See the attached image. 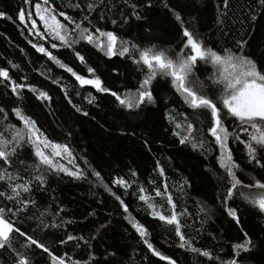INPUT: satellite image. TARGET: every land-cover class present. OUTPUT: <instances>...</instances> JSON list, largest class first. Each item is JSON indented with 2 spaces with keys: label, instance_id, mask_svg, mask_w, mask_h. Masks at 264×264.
Masks as SVG:
<instances>
[{
  "label": "trees",
  "instance_id": "trees-1",
  "mask_svg": "<svg viewBox=\"0 0 264 264\" xmlns=\"http://www.w3.org/2000/svg\"><path fill=\"white\" fill-rule=\"evenodd\" d=\"M38 1L31 0L27 4L25 0H0V11L5 13L4 17H0V68L8 69L9 75L17 82H23L21 78L26 76L27 83L48 92L51 100L42 101L25 89L20 106L36 120L37 126L50 140L69 145L74 166L84 169L87 178L75 179L65 173H47L44 190L34 189L31 196L39 202L42 211L47 210L48 220H63L66 223L59 229L40 231L36 228V221L28 219L35 211L30 209L27 214H20L22 229L34 235L56 255L67 253L73 259L83 261L88 259L91 251L95 256L92 264H168L148 250L125 219L115 196L104 187L108 185L129 206L131 215L147 227L148 239L156 250L175 259L177 264H221V261L231 258V246L243 241L244 232L252 237L256 247L249 253L241 254L242 264H264V213L239 196H234L228 201V207L237 209L240 223L228 216L222 201L229 181L217 161L219 147L207 132L208 119L184 104L172 87L170 78L157 77L153 85L157 103L142 106L134 112L121 108L110 94L96 92L91 86L81 88L70 73L37 52L32 44H43L79 74L87 75L86 66L75 58L73 51L63 47L52 49L50 37H37L18 20V12L22 9L35 13L34 5ZM76 2L84 11L69 7ZM90 2L92 0H49L58 12L75 16L77 21L87 14L86 5ZM132 2L137 4L144 19L137 20L131 16V9L124 5L123 0H104V6L92 12L89 20L94 26L114 31L122 39L131 40L141 47L155 45L157 50L163 49L174 55L181 46V29L169 11L173 9L185 20V26H190L210 47H231L243 37L248 42L246 53L256 60L258 67L264 64V19L258 15L257 20L250 24L247 18L249 6L255 7L253 0H230L226 26L216 23L221 0H166L168 8L164 7L165 0ZM102 14L105 16L103 20L100 19ZM123 16L129 17L127 23L123 21ZM33 19L43 31L38 17L33 15ZM59 19L64 22L62 17ZM112 19H116L117 24H112ZM87 23L85 21V25ZM75 47L113 91H134L142 78L141 71L127 57H106L85 42ZM213 71L211 64L198 63L196 75L208 85V77ZM54 79L59 83H53ZM7 83H0V106L7 105L6 111L15 106V97L10 88L5 87ZM89 93L95 96L94 103L90 104L85 99ZM73 105L82 111L77 112ZM170 109L177 114L184 113L198 128L203 129L198 133L204 141L203 148L194 150L190 145L179 143V138L173 135V125L167 119ZM83 112L88 115H83ZM0 119H3L2 115ZM4 123L23 127L10 111ZM238 123L232 118L226 121L229 131ZM0 130H3V125H0ZM236 131L241 139L245 138L238 128ZM229 146L233 159L240 164L239 178L245 184L253 178L264 181V169L249 163L244 145L230 141ZM20 158L26 163H33L30 147L25 146ZM157 162L164 169L163 176L159 174ZM19 167L14 162L9 171ZM93 171L101 174L102 182L91 174ZM132 172L136 173L135 177ZM117 177L129 180L131 187L125 190L112 184ZM165 183L173 194L177 211L186 209L188 212L186 217L181 218L185 234L195 237L196 247L211 250L213 256L220 257L219 260H208L179 248L172 226L149 215L147 206L138 199L139 188H145L154 196L153 190L156 187L163 189ZM181 184H184L182 192L178 189ZM2 190L4 184L0 182ZM155 199L163 203L159 197ZM3 203L7 201H0V206ZM201 208L205 211L201 212ZM66 234L83 236L89 240L91 247L82 241L79 247L74 241L59 244L60 238ZM17 239L19 243L14 246L19 247L23 238ZM31 258L33 264H49V257L42 250L33 248Z\"/></svg>",
  "mask_w": 264,
  "mask_h": 264
},
{
  "label": "snow or ice",
  "instance_id": "snow-or-ice-1",
  "mask_svg": "<svg viewBox=\"0 0 264 264\" xmlns=\"http://www.w3.org/2000/svg\"><path fill=\"white\" fill-rule=\"evenodd\" d=\"M25 3L30 4L31 0H25ZM123 3L131 9V16L137 20L144 19L138 11L136 3L132 0H123ZM253 3L255 7L250 5L247 15L250 24L257 20L258 15L264 19V0H253ZM229 5L230 0H221V5H218L219 14L216 23L220 26L227 24ZM102 6H104V0H92L86 5L87 14L83 16V19L77 21L75 16L68 15L64 11L58 12L56 7L49 4V0H42V4L34 5L35 13L30 9L20 10L18 20L37 37L41 39L50 37L53 41L52 49L58 47L71 49L75 58L86 66L87 75L79 74L43 44H32L37 52L42 53L60 68L70 73L81 88L91 86L96 92L110 94L121 108L129 112L141 109L142 106L155 105L157 97L153 94L154 81L157 77L170 78L172 87L180 95L184 104L192 110H198L200 115L209 121L207 132L213 138L215 145L219 147L220 154L217 161L224 169L229 181L222 201L228 216L232 217L237 224L240 223L237 209L228 207V201L232 200L234 196H239L256 207L260 213H264V181L253 178L250 183L245 184L237 174L240 164L233 159L232 149L229 146L230 141L242 143L246 149L249 163L264 169V64L258 67L256 60L246 53L245 46L248 42L240 37L231 47L221 49L210 47L190 26H185L186 22L179 12L169 9L181 29L180 49L174 55H170L166 50H157L155 45L141 47L131 40L122 39L114 31H106L101 27L94 26L89 20V15ZM69 7L84 11L79 2L69 4ZM164 7L168 8L166 0ZM257 9L260 11L257 12ZM33 15L38 17L39 22L43 25V31L38 28L37 20L33 19ZM4 16L5 13L0 11V17ZM58 17H62L64 22ZM104 18L105 16L102 14L100 19ZM128 18L127 16L122 17L125 23ZM29 21L30 23H28ZM85 21H88L87 25H85ZM111 23L115 25L117 20L112 19ZM55 41H58L59 44ZM81 42L92 45L106 57L118 56L130 59L142 73V78L138 81L135 90L128 89L124 93H120L106 86L101 76L97 74V70L88 65L86 57L76 50L75 46ZM198 63L211 64L214 69L212 75L208 77V85L200 81L196 75ZM12 67L18 66L12 65ZM21 80L23 82H17L9 75L8 69L0 68V83L7 81L5 87L10 88L12 96L15 97V106L8 111H6L7 105L0 106V115L3 117L0 119V125H3V130H0V182L4 184V190L0 191V201H7L0 206V264H6V262L7 264H33L31 258L33 248L46 253L49 257V264H92L95 256L91 251L88 253V259L83 261L73 259L67 253L56 255L34 235L22 229L20 214H27L30 209L35 211L31 216H28V219L35 220L36 228L40 231L59 229L66 223L63 220H48L47 210L42 211L39 202L31 196L34 189L44 190L47 173H65L75 179H86L87 173L78 166L75 167V170H71L59 162L57 158L62 159L65 156L69 158L70 163L74 160L69 145L50 140L37 126L36 120L27 115L20 106L25 89L33 93L38 100L50 101L51 97L48 92L27 83L26 76ZM52 82L59 83L55 79ZM65 95L67 96V92ZM85 99L91 104L95 102L96 98L89 93ZM73 107L77 112L82 111L76 105ZM9 111L15 115L23 127L17 128L15 124L4 123L9 117ZM83 115L87 116L88 113L83 112ZM229 118L239 122L232 131H229V127L226 125ZM167 119L173 125V135L179 138L180 144L190 145L194 150L203 148L204 141L198 135L203 129L198 128L196 123L189 120L184 113L177 114L174 109H170ZM237 128L245 134L244 139H241L236 131ZM25 146L31 149V155L34 157L33 163H26L24 159L20 158V153ZM14 162L20 167L9 171ZM157 168L159 174L163 176L164 169L160 167L159 162H157ZM91 174L102 182L99 172L93 171ZM131 175L135 177L136 173L132 172ZM112 184L125 190L131 187V182L123 177L115 178ZM184 184H187V181H184ZM184 184L178 185L181 192L184 190ZM104 187L115 196L125 214V219H128L148 250L154 256L167 261L168 264H177L175 259L156 250L148 239L150 234L147 227L131 215L129 206L121 196L112 192L108 185H104ZM153 191L154 196L149 194L145 188H139L138 199L147 206L149 215L172 226L175 236L179 240L178 247L198 256L206 257L208 260H219L220 257L213 256L211 250L196 247L195 237L185 234L183 231L185 225L181 218L186 217L188 212L186 209L177 211V204L168 185L165 183L163 189L156 187ZM156 197H159L163 203L157 202ZM200 211L204 212L205 209L201 208ZM101 227L105 226L101 225ZM243 236L242 242L231 246V258L221 261V264H242L241 254L249 253L256 247L247 232H244ZM18 237L23 238V243L19 244V247L14 246L19 243ZM70 241L77 242V247L80 246L81 241L89 248L91 247L89 240L83 236L71 234L60 238L59 244L63 245Z\"/></svg>",
  "mask_w": 264,
  "mask_h": 264
},
{
  "label": "rangeland",
  "instance_id": "rangeland-1",
  "mask_svg": "<svg viewBox=\"0 0 264 264\" xmlns=\"http://www.w3.org/2000/svg\"><path fill=\"white\" fill-rule=\"evenodd\" d=\"M37 3H41L42 4V0H39ZM43 6V5H42ZM59 18V17H58ZM59 160L60 163H62L64 166L68 167L71 170H75V166H74V160H72V162H69V158L67 156H65L64 158L60 159L57 158Z\"/></svg>",
  "mask_w": 264,
  "mask_h": 264
}]
</instances>
